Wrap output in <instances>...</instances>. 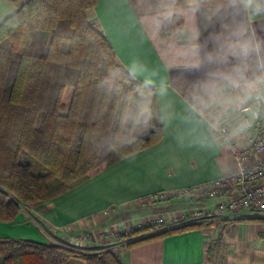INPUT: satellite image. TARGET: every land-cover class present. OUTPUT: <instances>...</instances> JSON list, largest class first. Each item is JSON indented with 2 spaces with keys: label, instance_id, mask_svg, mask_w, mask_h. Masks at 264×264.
<instances>
[{
  "label": "crops",
  "instance_id": "0c3cea01",
  "mask_svg": "<svg viewBox=\"0 0 264 264\" xmlns=\"http://www.w3.org/2000/svg\"><path fill=\"white\" fill-rule=\"evenodd\" d=\"M16 11L0 0V23ZM88 19L118 65L154 89L161 137L61 195L23 206L0 221V238L111 248L122 264H264V217L214 212L220 199L206 197L210 181L231 169L214 125L264 83V0H98ZM194 186L202 187L194 197L149 198ZM190 209L214 222L122 241L151 233L131 235L147 227L144 218Z\"/></svg>",
  "mask_w": 264,
  "mask_h": 264
},
{
  "label": "trees",
  "instance_id": "16d2710c",
  "mask_svg": "<svg viewBox=\"0 0 264 264\" xmlns=\"http://www.w3.org/2000/svg\"><path fill=\"white\" fill-rule=\"evenodd\" d=\"M12 1L17 11L0 23V221L161 137L154 89L118 65L88 19L98 0ZM143 119L150 126L135 134ZM201 224L208 222L160 228L125 245ZM148 230L155 229L131 235ZM0 264L122 263L111 248L0 238Z\"/></svg>",
  "mask_w": 264,
  "mask_h": 264
},
{
  "label": "built area",
  "instance_id": "2783aa9c",
  "mask_svg": "<svg viewBox=\"0 0 264 264\" xmlns=\"http://www.w3.org/2000/svg\"><path fill=\"white\" fill-rule=\"evenodd\" d=\"M245 99L239 103L237 109L231 113V119L226 115L223 121L213 127V134L219 142L227 148L231 169L223 177L210 181L207 198L220 199L214 206L217 213L254 212L264 217V83L250 86L244 95ZM236 123L235 125H229ZM251 131L247 141H243L242 131ZM201 186L180 189L178 191L159 192L150 195L154 200L179 197L183 194L197 195ZM210 214L203 213L200 218H209ZM187 218L182 217L176 224L165 222L159 216L143 219L142 225L166 224V228H174L189 224ZM142 226V227H144ZM87 236L78 237L84 242Z\"/></svg>",
  "mask_w": 264,
  "mask_h": 264
},
{
  "label": "rangeland",
  "instance_id": "374dc122",
  "mask_svg": "<svg viewBox=\"0 0 264 264\" xmlns=\"http://www.w3.org/2000/svg\"><path fill=\"white\" fill-rule=\"evenodd\" d=\"M141 119V118H140ZM142 120V119H141ZM150 125H149V123L145 120V119H143V121L142 122H139L135 127H134V133L135 134H139L140 132H142L143 130H146L148 127H149ZM249 134V133H248ZM243 141H247V139L250 137V136H248L247 134H244L243 135ZM225 176V175H224ZM200 193V192H199ZM198 193V194H199ZM197 194V195H198ZM194 196H196V195H186V194H183V195H181L180 197H182V198H186V197H194ZM206 197H207V194H206ZM165 200H169V199H165ZM161 201H164V199H162ZM200 213L201 214H203V212L202 211H200L199 209H190V210H188L187 211V213H185V212H181L180 214H176V215H174V216H172V218H171V220H166V219H163L162 217H161V219H163V221H169L171 224H176V221H179L182 217H184V218H187V220L188 221H192V222H189V224L191 223V224H199V223H202V222H204V223H206V222H208V224L209 223H211V222H214L213 220H207V219H205V218H200L199 217V215H200ZM187 225V224H186ZM201 225H205V224H201ZM154 227V231L153 230H148V231H151V233H149V234H147V235H151L152 234V232L154 233L155 231H157V229L159 228H166L167 226H166V224H161V225H159V226H157L156 224H151V225H148L147 227ZM6 227H3V228H1V226H0V231H3L4 229H5ZM15 229L16 230H19V229H17L16 227H15ZM166 229H172V228H166ZM174 229V228H173ZM161 230H163V229H161ZM7 231V230H6ZM147 231V232H148ZM124 239V238H123ZM133 240H135L134 238H132V237H130V238H127L126 239V241L127 242H131V241H133ZM124 243H127V242H125L124 240H122ZM72 247H73V245H72ZM74 247H76V246H74ZM78 249H81V248H78ZM83 250V249H82ZM85 252H88V251H85ZM98 252V251H97ZM89 253H92V252H89ZM94 253V252H93Z\"/></svg>",
  "mask_w": 264,
  "mask_h": 264
}]
</instances>
